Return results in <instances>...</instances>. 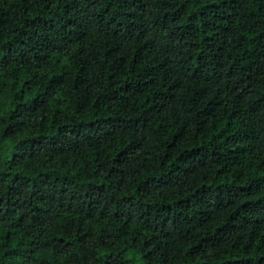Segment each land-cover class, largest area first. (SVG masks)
Masks as SVG:
<instances>
[{
  "label": "trees",
  "instance_id": "16d2710c",
  "mask_svg": "<svg viewBox=\"0 0 264 264\" xmlns=\"http://www.w3.org/2000/svg\"><path fill=\"white\" fill-rule=\"evenodd\" d=\"M0 264H264V0H0Z\"/></svg>",
  "mask_w": 264,
  "mask_h": 264
}]
</instances>
